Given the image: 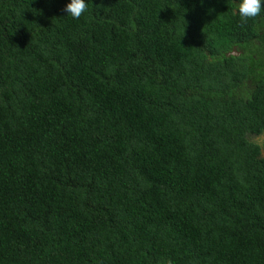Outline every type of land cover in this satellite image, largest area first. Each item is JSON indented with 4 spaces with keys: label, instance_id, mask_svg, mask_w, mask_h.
<instances>
[{
    "label": "trees",
    "instance_id": "obj_1",
    "mask_svg": "<svg viewBox=\"0 0 264 264\" xmlns=\"http://www.w3.org/2000/svg\"><path fill=\"white\" fill-rule=\"evenodd\" d=\"M85 2L0 0V264H264V11Z\"/></svg>",
    "mask_w": 264,
    "mask_h": 264
},
{
    "label": "clouds",
    "instance_id": "obj_2",
    "mask_svg": "<svg viewBox=\"0 0 264 264\" xmlns=\"http://www.w3.org/2000/svg\"><path fill=\"white\" fill-rule=\"evenodd\" d=\"M87 10L88 4L85 0H70L64 9L73 19H79ZM262 11H264V0H240L234 15H238L242 24H246L248 20L259 17Z\"/></svg>",
    "mask_w": 264,
    "mask_h": 264
},
{
    "label": "water",
    "instance_id": "obj_3",
    "mask_svg": "<svg viewBox=\"0 0 264 264\" xmlns=\"http://www.w3.org/2000/svg\"><path fill=\"white\" fill-rule=\"evenodd\" d=\"M232 54H233V55H237V53H235V52H233V51H232Z\"/></svg>",
    "mask_w": 264,
    "mask_h": 264
},
{
    "label": "flooded vegetation",
    "instance_id": "obj_4",
    "mask_svg": "<svg viewBox=\"0 0 264 264\" xmlns=\"http://www.w3.org/2000/svg\"><path fill=\"white\" fill-rule=\"evenodd\" d=\"M239 3H240V2H239ZM257 20H258V19H257ZM257 20H256V21H257Z\"/></svg>",
    "mask_w": 264,
    "mask_h": 264
}]
</instances>
